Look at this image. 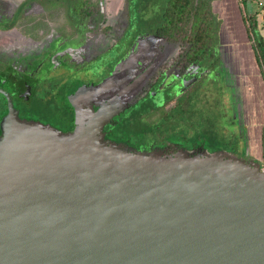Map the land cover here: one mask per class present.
Masks as SVG:
<instances>
[{
  "label": "water",
  "instance_id": "water-1",
  "mask_svg": "<svg viewBox=\"0 0 264 264\" xmlns=\"http://www.w3.org/2000/svg\"><path fill=\"white\" fill-rule=\"evenodd\" d=\"M0 95V264H264L257 164L132 152L103 140L113 115L74 96L62 133L18 119Z\"/></svg>",
  "mask_w": 264,
  "mask_h": 264
},
{
  "label": "rangeland",
  "instance_id": "rangeland-1",
  "mask_svg": "<svg viewBox=\"0 0 264 264\" xmlns=\"http://www.w3.org/2000/svg\"><path fill=\"white\" fill-rule=\"evenodd\" d=\"M35 2V7H30L31 15L35 17V23L33 24V28L36 27V40H35V46L37 47L42 39V35L44 32H49L50 28L52 30L54 29L55 31H59V33L64 36V37H71L74 38V30L73 26L74 24H80L82 26H85L86 24L90 28H84L82 33L83 35L85 33H91V30H94L93 36L91 38H88L89 42L86 54L91 55L92 57L101 54L106 48H108L111 44H113L119 36H121V27L123 26H118L120 25L119 21H112L109 23V29L108 31L106 29H103L102 31L99 30L97 27H101V23L98 25V22H100V18L98 17V0H34ZM103 7L101 6L102 11L109 13V12H114L115 9L121 8L123 12L124 8V0H116V1H109V0H101ZM216 1L213 0L210 3V14L211 17L207 18L208 16L205 17V20L207 24L209 25V31L210 33L214 36L216 39V47L218 50V57L221 58L222 60H226L228 63V68L230 67L231 70L235 71L236 77L231 75L230 71L228 69H225L224 65L220 63V66L216 69L215 72H213L210 76H208V71H203L197 81L195 82L197 85L198 91L193 93H190V97L193 101L196 100L197 95H198V105L195 107V112L198 113L199 115H195L196 119H198L200 116L204 117H212V114L217 115L218 113L215 112L218 109H221L224 112V116L220 117L221 122L217 125V132L219 133V136L221 137H227L230 135L232 132L235 136L240 135V142L238 144L239 150L242 147L246 146L247 150L250 152L251 155H255V153L259 155L258 148L261 145V142H259L258 137L255 136L253 131V128H247V122L248 120L252 119V114L254 112L253 117L255 120L260 123L262 129V134L264 133V121L263 119L261 120L262 116H264V91L259 90V83H257L256 89L254 85V80L250 81H245L242 78V72L244 70V67L240 65V63L236 64L234 61L233 57L236 54L235 49L232 48V46L229 47L227 43L228 38H240V33L230 35L229 37L225 34H223L224 30V21L223 18L219 16L217 13L216 9ZM22 0H0V7H3L4 10L1 12L5 11L6 13L4 14L3 18L4 21L7 22L6 16L8 13H11L12 10H15L17 5L19 3L21 4ZM62 2V5L61 3ZM237 4L240 6V1L236 0ZM28 4V3H27ZM116 4V5H114ZM132 1H129V29L125 33V35L122 37L121 41L118 42L117 47L109 50L106 52V54L101 57L102 59L100 60V63H104L102 67L99 69L98 65L97 66H92V69H87L86 71H81L78 72L77 78L79 81H81L83 84H90V83H95V81L98 78H101L105 73H107L110 68H111V75L114 73L115 68L117 70L123 69L126 66H133L136 58L140 59L141 57L145 59L144 57H147L145 60L150 63L152 62L154 57L161 58L163 56L164 58L162 59H157L155 60V64L151 65L149 69H147V72L145 76L143 77L142 80H138L134 82L132 87H129L126 91H123L121 93L115 94V99H114V104L116 105V108H120L125 106L127 103H131L134 100H136L142 92L139 91V86H143L144 81L147 79L149 82L150 80H153L155 77L156 72L162 70L164 67V64H168L172 58L178 53L179 48L176 43H170L166 41L164 38L160 39H153L152 35L149 34V26H150V21L146 22V16H142L141 20L145 21L140 24L141 21L137 19V23L135 21L134 15L136 14V11L134 10V7L132 5ZM152 4V7L151 5ZM164 1L160 0H140V7L142 11V14H147L148 16L151 17L153 20H157L159 18V15L162 11ZM19 5V11L22 12L27 8L26 4ZM139 10V9H138ZM244 11L249 14L250 13V7L248 4H244ZM4 13V12H3ZM23 13V12H22ZM25 13V12H24ZM14 14V12H13ZM13 14L10 16L9 21L13 19ZM107 15H104L106 17ZM147 16V17H148ZM108 19V18H107ZM123 19V17H122ZM232 20V30L236 27V24L234 23L233 18L231 17ZM1 21V24L4 22ZM17 23V22H16ZM48 23V25H47ZM119 23V24H118ZM259 27H261L263 24L258 21ZM52 24V26H50ZM117 25V26H116ZM43 29V30H41ZM44 29H47V31H44ZM237 29V28H236ZM136 34H142V37L135 38V41L130 42L131 38L135 36ZM260 34L264 37V31L263 29H260ZM17 32L15 29H10L7 31H2L0 30V61L1 62H8L14 67H19L18 65L20 64V61H17L20 59L18 56L15 57L12 55V52L14 50H17L18 48V41H17ZM27 35V34H24ZM58 37V36H56ZM78 37V36H77ZM83 38L79 36L76 38L74 42L71 44H77V43H82ZM212 38V37H211ZM86 40V39H85ZM240 40V39H238ZM237 41V40H236ZM44 42V39H43ZM219 46V47H218ZM70 47V48H69ZM71 45H68V48L65 49L64 51L68 50L66 54L70 57H72L74 60H76L79 63H83V54H82V49H72ZM125 47L123 53L122 49ZM31 49H36V51H41L40 49L38 50L37 48L30 47ZM182 49V45L180 46V50ZM48 50V49H47ZM63 51V52H64ZM121 51V52H120ZM41 54H44V52L48 51H41ZM168 52V53H167ZM46 53V54H47ZM57 53V52H56ZM62 53V51L60 53ZM74 53H77L73 55ZM167 53V54H166ZM121 57L120 60L116 61L118 59L117 57ZM110 58V59H109ZM116 58V59H115ZM165 59V60H163ZM110 60V61H108ZM160 65H157L156 63L161 62ZM221 60V61H222ZM217 61L219 59L217 58ZM164 62V64H163ZM74 63V62H72ZM110 63V64H109ZM89 66V65H88ZM114 66V69H113ZM90 67V66H89ZM23 69V67L21 68ZM129 72L126 75L122 76H115L111 77V81H114L115 79L117 82L115 83V87L109 92L110 94L114 93V90H118L124 86V82L127 81V79L130 78V76H133V67L129 68ZM26 72L28 70H25ZM29 71H32L29 70ZM208 76V77H207ZM207 77L206 82L204 81ZM256 80V79H255ZM204 81V83H203ZM227 81V83H226ZM114 83V82H113ZM253 84V86L251 85ZM233 85V86H232ZM131 86V85H130ZM181 86V84H180ZM222 86V87H221ZM99 87V86H98ZM97 87L91 88L87 91V94H89V97L91 96L90 93H94L96 91ZM102 92H99L96 94L100 95ZM79 92L73 93V96L78 99L79 103L86 108H90L88 103H85L87 101V96L85 98L79 97L78 96ZM166 95V94H164ZM102 98V97H101ZM101 98H98L97 100H102ZM112 98V97H111ZM253 102L251 103V99ZM153 101L147 99V97L143 98V100H140L138 102V106L141 105H149ZM176 100H171L169 101L166 105L163 106V109L161 110V113L166 112L168 109L173 107L175 105ZM196 102V101H195ZM252 104V105H251ZM99 105V104H98ZM95 105L94 109L98 111L102 116L107 113L104 107H101ZM136 106V107H138ZM215 106V107H214ZM216 108V109H215ZM93 109V108H92ZM253 109V110H252ZM138 110L131 111L126 110L124 113H121L120 120L123 118H127L131 116L133 112H137ZM239 112V113H238ZM236 113V116H239L240 120V125L238 122H234L233 124H228L229 118L234 116ZM159 111L158 112H151L148 116L143 115L142 116V121H146L147 123H155L159 119ZM222 115V113H220ZM219 117L217 120H219ZM52 121L57 122L56 119H51ZM241 122L243 124H241ZM236 126H239V133L238 129L235 128ZM246 125V126H245ZM206 128H209L207 126ZM205 128V129H206ZM253 129V130H252ZM237 131V132H236ZM237 133V135H236ZM264 137V135H263ZM242 140V142H241ZM245 141L247 143H245ZM241 146V148H240ZM263 146V152H264V141L262 142ZM240 151V152H241ZM261 152V151H260ZM258 158V157H257Z\"/></svg>",
  "mask_w": 264,
  "mask_h": 264
},
{
  "label": "flooded vegetation",
  "instance_id": "flooded-vegetation-1",
  "mask_svg": "<svg viewBox=\"0 0 264 264\" xmlns=\"http://www.w3.org/2000/svg\"><path fill=\"white\" fill-rule=\"evenodd\" d=\"M35 2L36 1L34 0H22L21 4H24L23 6H25V4L26 6L28 5L27 8H25V10L22 11L23 13L20 12L19 5L21 4L19 3L16 9L12 10L11 13H8V15L6 16L5 20H7V22L4 21V19H2L6 12L5 11H3L4 13L1 12L2 10H4V8L0 7V30L7 31L10 29H15V31L18 34L17 41L19 45H18L17 50H14L12 52V55L17 58L18 56L20 57V59L17 60V61H20L19 62L20 64L18 65L19 67L16 68L8 62L0 61V89L9 95L11 102H12L13 109L17 112L18 119L25 120V121L38 122L42 125H49L50 127L56 130H59L62 133H66L68 131H71L73 128L72 110L67 105V99L72 98L73 93H77L81 88L88 91L89 87H92V88L97 87L94 93L92 94L90 93L91 95L90 97H89V94H86L88 95V98H87V101H85V103H88V105L90 106V108L88 107V109H91L93 112H96V110L94 109L95 105L99 104L98 106H100L102 104L101 107L105 108V110L108 113L107 115H113L114 117V115H116L119 112L124 113L127 110V108L134 106L135 104H137L140 100H142L145 97H150L151 99L152 98L163 99V97L165 96L164 94H166V95L172 96L171 100H177V98L183 95H186V96L190 95L191 88L197 85L195 82L199 78L201 71L196 69L192 64H187V65L184 64L183 51L180 50V46H181L180 42H170V43L177 44L179 48L178 53H176V55L172 58V60L168 64H164L163 62L164 67L162 68V70L156 72L153 80H150L148 82L146 79L144 81L143 86H139L138 89L139 91L142 92V94L136 100H134L131 103H127L123 107L116 108V105L113 103L115 99V94L126 91L129 87L133 86L132 84L134 82L138 80L139 81L142 80L147 72V69H149L151 65L155 64L154 63L155 60L157 59L160 60L164 57L163 56H161V58L154 57L151 63L150 61L147 62L145 60L147 57H144L145 59H143L142 57L140 59L136 58L133 66H126L123 69H119V70L115 68V71L112 75H111L112 73L111 71L112 67H111L110 70L107 73H105L101 78H98L95 81V83L83 84L77 78L78 72L86 71L87 69H92V66L98 65L99 69L102 67L104 63H100V60L102 59L101 57H103L106 54V52H108L109 50L117 47L118 42L121 41L122 37L125 35L127 30L129 29L130 27L129 26V23H130L129 15H128L126 23H124L123 19L119 20L120 25L118 26L120 27L123 26L120 29L121 36H119L117 40L113 44H111L108 48H106L101 54H98L92 57L91 55L86 54V50H88L87 47H89L88 46L89 42H86V41H89L88 38H91L93 36L94 30H91L92 31L91 33H85L84 35L82 33L84 31L82 27L90 28L87 24L85 26H82L80 24H74L73 26L74 38H71L72 36L64 37L59 33V31L57 30L55 31L54 29L52 30V28H50L49 32L43 33L42 39H40L41 43L36 47L35 46L36 27L33 28V24L35 23V17H33L30 14L32 11V10L30 11V7L34 8ZM60 3L62 5V2ZM98 3L99 4H98L97 14H98V17L100 18L99 19L100 22H98V25L101 23V27H97V28H99L100 31H102L103 29H106L108 31L109 30L107 29L109 28L108 25L109 23L113 21L112 13L111 12L106 13L102 11L101 9V6L103 7L102 1L98 0ZM128 3H129V0H128ZM117 10H121V8H118ZM12 14H13L12 16L13 19L8 22ZM104 15H107V16L104 17ZM1 21H4V22L1 24ZM50 26H52V24ZM44 31H47V29H44ZM24 34H27V35H24ZM149 34H151L152 37L155 39H160V37H156L154 35V32L149 33ZM77 36L85 37L86 40L83 38L82 43H77L74 45L71 44L72 42L76 40V38H78ZM138 37H142V34H136L135 36L131 38L130 42L135 41V38H138ZM43 39H44V42H43ZM68 45H71L72 49H77V48L79 50L82 49L83 61H84L83 63L77 62L72 57L66 54L68 50L66 51L64 50L68 48ZM30 47L37 48L38 50L40 49L41 51L42 50L48 51V53L44 52V54H41L42 53L41 51H36V49H31ZM124 49L125 47L121 50L122 53ZM61 51L62 53H60ZM56 52L60 54H57ZM55 53L57 55H55ZM75 54L77 53H74L73 55ZM121 57L122 56L117 57L118 59L115 58L116 61L120 60ZM218 59L220 62L217 63V68L220 66V63L222 62L223 64L222 63L221 64L224 65L225 69H228L231 75L236 77L235 71L231 70L230 67L229 68L227 67L228 66L227 61L224 59L222 60L219 57ZM163 60H161V62L156 63V64L160 65ZM22 67L23 69H21ZM132 67H133V73H132L133 76H130V78L124 82V86L122 88L116 91L114 90V93L110 94L109 92L115 87V83L117 82L116 79L114 81H111V77H115L116 75L117 76L126 75L130 70L129 68H132ZM31 69L32 71H29ZM113 69H114V66H113ZM205 69L202 71H205ZM25 70H28V71L26 72ZM206 71H208V76L212 74L211 70L206 69ZM207 77L204 80L205 82L207 80ZM63 86H65L64 89L67 91V96L65 97V105L70 111L69 124H62L64 122V117L61 112V103L56 98V96H58L57 92L60 91V88ZM48 88H51V92ZM47 91H49V93H47ZM35 92L36 94L38 95L40 94L42 96L41 97L39 95L41 99L51 97V99H48L46 102H44L45 104L49 102L48 108L40 109L37 107L36 103H34L32 106L30 105V108L28 107V103H27L28 99L31 98L35 94ZM99 92H102V93L100 95H97L96 97V94ZM54 95H55V98H54ZM20 98H24V102L21 101ZM98 98H101L102 100H97ZM250 99L252 103L253 100L252 98ZM4 102H5V99H4ZM50 102H51V105H50ZM24 106L26 107V109L24 108ZM163 106L157 105L158 109H161V110L163 109ZM83 108L87 110L86 107H83ZM23 110H25L24 114H20V112H22ZM5 113H6V103H5ZM253 115H254V112L252 114V119L248 120L247 122L248 124L247 126L246 125L245 126L247 128H253L254 130L253 129L252 130L256 132L254 133L255 136L259 138L260 124L258 123L260 122L259 121L257 122L255 118L253 117ZM111 117H108V118L111 119ZM53 118L56 119L57 122L54 123V121L51 120ZM110 119L105 121L104 125L109 123ZM232 119L234 120V122H238L240 125L239 116L238 115L236 116V113L234 116H232ZM241 124L243 123L241 122ZM235 128L238 129V132L237 131L236 132L239 133V128L241 127L235 125ZM104 136L106 135L104 134ZM237 137L240 139L239 134ZM104 141L108 143H113V142H110L109 140H104ZM245 143L247 142L245 141ZM165 151L166 152H163V153L173 152L171 149H166ZM198 151H194L191 153H197ZM255 155L256 156L251 155L250 152L247 150L246 146L245 147L243 146L242 151L238 154V157H234V158H238L247 163H251V160L249 159V157L252 158V161H257L258 153L257 154L255 153Z\"/></svg>",
  "mask_w": 264,
  "mask_h": 264
},
{
  "label": "trees",
  "instance_id": "trees-1",
  "mask_svg": "<svg viewBox=\"0 0 264 264\" xmlns=\"http://www.w3.org/2000/svg\"><path fill=\"white\" fill-rule=\"evenodd\" d=\"M129 1H132V5L136 11L134 15L136 23L137 19L141 21L140 24L145 22L141 18L142 16H146V22L150 21L149 33L154 32L156 37L164 38L168 42H180L185 65L192 64L201 73L205 68L211 70V73L216 71L218 63L216 39L210 33V27L205 20L206 16H208L207 18L211 17L209 5L213 0H163L162 11L159 18L154 20V22L147 15L148 12L147 14H142L143 10L140 7V0ZM245 1L252 2L255 9H260H256L253 13L247 14L241 8L240 13L245 35L252 49L255 63L259 68L264 86V37L259 33L256 20V15L259 11H264V6L258 7L253 0H241L240 4L244 5ZM150 5L152 7V4ZM64 88L65 86L60 88L56 98L61 103V112L64 117L62 124H69L70 111L65 105L67 91ZM48 89L51 92V88ZM195 91H198L196 85L191 88L190 92L194 94ZM39 95L35 92L28 99L27 103L29 108L34 103L40 109L48 108L49 102L47 104L44 102L51 99V97L41 99L42 96L40 95V97ZM198 95L195 100L196 102L191 99L190 95H183L177 98L175 105L164 113H161L162 111L158 109L157 105H166L171 101L172 96L165 95L163 99L152 98L153 100L147 97V99L153 101L149 105L144 104L138 106L137 103L127 108V110L131 109V111L138 110L137 112L131 113V116L123 118L122 120H120L121 112L114 115V117L112 116L110 122L101 128L103 140H109L110 142L119 144L122 148L132 152L163 153L166 152V149H171L173 152L181 150L187 154H191V152L200 150L205 154L220 153L230 157H238L241 151L238 147L240 142L239 138L232 132L227 137H221L217 132V125L221 122L220 117L224 116V112L221 109L215 111L218 113L217 115L212 114L211 117L210 114V117L200 116L196 119L195 115H199V112H195V107L198 105L199 100ZM20 99L24 102V98ZM24 108L26 109L25 106ZM24 111L20 112V114H24ZM158 111L160 115L155 123L150 124L142 121L141 118L143 115L148 116L151 112L156 113ZM4 113L5 102L4 98L0 95V120ZM218 117L219 120H217ZM262 119L264 121V116H262ZM228 120V124L234 123L231 117ZM207 126L210 129L206 128ZM262 129L263 127L261 128L260 125L258 139L261 145L258 150L261 152L259 151L257 161H252V158L249 157L251 160L250 164L255 163L258 165L263 158L262 142L264 141V133L262 134Z\"/></svg>",
  "mask_w": 264,
  "mask_h": 264
},
{
  "label": "crops",
  "instance_id": "crops-1",
  "mask_svg": "<svg viewBox=\"0 0 264 264\" xmlns=\"http://www.w3.org/2000/svg\"><path fill=\"white\" fill-rule=\"evenodd\" d=\"M109 1H116V0H109ZM124 2L125 3H124L123 12L122 10H117L116 8H114L115 9L114 12H111L112 19L114 21H119L123 17L124 23L127 22V18L129 15L128 13L129 3H128V0H124ZM245 4H248V6L250 7V13H253L256 9H258V8L255 9L253 3L250 1H245ZM240 6L243 9L242 11H244V5L240 4ZM216 9H217V13L219 14L220 17L223 18V21H224L223 34L229 37L230 35L233 36V34H235L234 31L236 33H240V38H236V39H233L232 37L228 38L227 43L229 47L232 46V48L235 49L236 51V54L233 57L236 64L240 63V65L244 67V70L242 72V78L245 81L254 80L255 89H256L257 83H259V90L261 88V90L264 91V86L261 80L259 68L255 63L252 49L250 47L249 41L245 35V31L242 25L239 4H237L236 0H217ZM231 17L233 18L234 23L236 24V27L234 28V30H232ZM256 20H257V23L258 21H260L263 24L261 27H259L260 25L258 23L259 33H260V29H263L264 31V11H259V13L256 15ZM251 85L253 86L252 83Z\"/></svg>",
  "mask_w": 264,
  "mask_h": 264
},
{
  "label": "built area",
  "instance_id": "built-area-1",
  "mask_svg": "<svg viewBox=\"0 0 264 264\" xmlns=\"http://www.w3.org/2000/svg\"><path fill=\"white\" fill-rule=\"evenodd\" d=\"M239 1H241V0H239ZM253 2L258 7H263L264 6V0H253ZM258 166H259V170L264 173V155H263L262 160L259 162Z\"/></svg>",
  "mask_w": 264,
  "mask_h": 264
}]
</instances>
